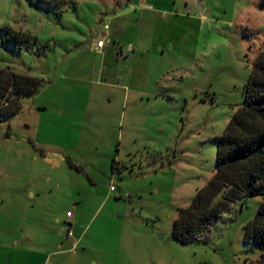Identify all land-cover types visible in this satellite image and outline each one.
Here are the masks:
<instances>
[{"label": "rangeland", "instance_id": "obj_1", "mask_svg": "<svg viewBox=\"0 0 264 264\" xmlns=\"http://www.w3.org/2000/svg\"><path fill=\"white\" fill-rule=\"evenodd\" d=\"M263 49L262 0H0V70L40 82L0 120V264L255 261L244 227L260 197L186 244L172 228Z\"/></svg>", "mask_w": 264, "mask_h": 264}, {"label": "trees", "instance_id": "obj_2", "mask_svg": "<svg viewBox=\"0 0 264 264\" xmlns=\"http://www.w3.org/2000/svg\"><path fill=\"white\" fill-rule=\"evenodd\" d=\"M58 7L64 0H36ZM264 2V0H262ZM2 42L29 43L30 37L4 28ZM38 79L0 70V120L9 119L21 108L22 101L38 92ZM221 199L214 203L218 195ZM246 197H260L254 218L244 227V237L258 258L248 264H264V49L256 57L244 88V102L234 113L217 139L216 170L199 189L191 203L180 209L173 223V238L186 244L205 232L228 209Z\"/></svg>", "mask_w": 264, "mask_h": 264}, {"label": "built area", "instance_id": "obj_3", "mask_svg": "<svg viewBox=\"0 0 264 264\" xmlns=\"http://www.w3.org/2000/svg\"><path fill=\"white\" fill-rule=\"evenodd\" d=\"M108 39H107V36L101 38L100 40H98L96 42V45H95V48H94V51L97 52V53H101L102 52V49L104 48V46L106 45V43H108ZM111 191H112V188H111ZM67 216H69V214H67ZM65 226H66V230H65V234L63 235V237L65 238H68V237H71L72 236V233H71V228H70V224L69 222H66L65 223Z\"/></svg>", "mask_w": 264, "mask_h": 264}, {"label": "crops", "instance_id": "obj_4", "mask_svg": "<svg viewBox=\"0 0 264 264\" xmlns=\"http://www.w3.org/2000/svg\"><path fill=\"white\" fill-rule=\"evenodd\" d=\"M202 18H203V20H205V17H203L202 16ZM105 47V46H104ZM104 49V48H103ZM102 49V50H103ZM97 53V52H96ZM98 55H101V53H97ZM70 224V223H69ZM70 228H71V224H70ZM72 237V236H71ZM71 237H68V238H65V237H63V240H68V239H71ZM74 247H75V245H73V247H72V249H74Z\"/></svg>", "mask_w": 264, "mask_h": 264}]
</instances>
